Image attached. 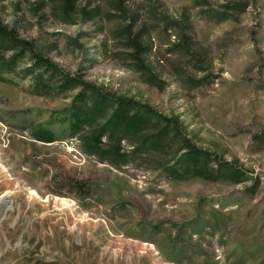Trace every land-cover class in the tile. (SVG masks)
Masks as SVG:
<instances>
[{"label":"rangeland","instance_id":"obj_1","mask_svg":"<svg viewBox=\"0 0 264 264\" xmlns=\"http://www.w3.org/2000/svg\"><path fill=\"white\" fill-rule=\"evenodd\" d=\"M61 1L0 0V20L69 76L176 116L180 137L248 180L175 178L127 141L126 165L101 162L52 118L79 89L36 95L5 74L0 264H264V0H95L98 16L69 23ZM41 128L55 140L34 139Z\"/></svg>","mask_w":264,"mask_h":264},{"label":"trees","instance_id":"obj_2","mask_svg":"<svg viewBox=\"0 0 264 264\" xmlns=\"http://www.w3.org/2000/svg\"><path fill=\"white\" fill-rule=\"evenodd\" d=\"M76 1H61L60 18L64 22H74L76 17L92 19L100 14L99 5L91 6L95 0H88L80 8H77ZM126 1L114 0V5L122 10ZM126 37L135 66L146 82H153L150 67L141 59L146 45L140 34H128ZM5 74L31 78L36 95H59L79 89L70 109L52 118L59 121L69 137H78L82 152L97 156L101 162H108L116 168L126 165L130 153L123 150L122 142L127 141L131 143L132 150L144 149L161 154L155 161L156 169L175 178L184 179L188 174L216 179L223 176L232 184L248 180L246 172L232 167V163H215V156L197 148L189 138L180 137L176 116L168 117L145 102L105 94L94 83L69 76L38 52L33 41L20 37L13 27L0 20V81L8 80ZM54 138L48 129L41 128L34 133V139L38 141L52 142ZM107 141L110 144H106ZM77 190L85 188L79 184Z\"/></svg>","mask_w":264,"mask_h":264}]
</instances>
